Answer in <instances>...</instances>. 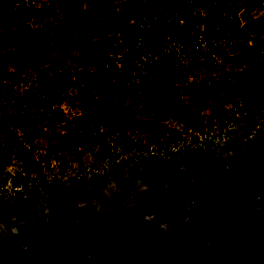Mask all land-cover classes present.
Returning <instances> with one entry per match:
<instances>
[{
  "label": "rangeland",
  "instance_id": "obj_1",
  "mask_svg": "<svg viewBox=\"0 0 264 264\" xmlns=\"http://www.w3.org/2000/svg\"><path fill=\"white\" fill-rule=\"evenodd\" d=\"M27 1L35 11L27 26L32 63L12 97L19 102L28 90L41 96L35 128L25 130L40 166H25L3 147L0 264H264V110L237 114V122L223 128L214 121L206 136L172 118L156 132L132 130L126 142L95 146L91 134L77 153L49 158L59 129L53 117L70 119L80 111L76 92L63 94L62 80L68 69H80L81 46L95 47L101 7L119 0ZM47 11L54 12L48 17ZM263 12V3L243 5L239 17L244 22ZM57 23L67 33L60 44L48 38ZM140 45L139 55L116 50L113 72L120 83L112 87L140 121L150 91L233 80L230 68L219 62V72L208 73L172 40L158 48ZM40 75L44 86L37 89ZM80 94L92 96L85 87ZM213 97L191 105L205 115L220 100L230 108L221 95Z\"/></svg>",
  "mask_w": 264,
  "mask_h": 264
},
{
  "label": "trees",
  "instance_id": "obj_2",
  "mask_svg": "<svg viewBox=\"0 0 264 264\" xmlns=\"http://www.w3.org/2000/svg\"><path fill=\"white\" fill-rule=\"evenodd\" d=\"M48 1L54 6L55 0ZM261 3L264 0H242V4L235 0H119L111 6H102L99 12L102 26L97 31L95 47L81 46V63L80 59L77 63L80 69L73 72L68 69L61 83L64 95L68 96L70 90L76 92L80 111L70 119L53 117L59 129L46 150L47 156L52 158L70 149L77 153L86 146L91 134L95 136L92 137L95 146L108 140L126 142L132 130L156 132L170 118L185 130L206 136L214 121L223 128L226 122H237V114L262 113L264 12L244 22L239 17L243 5L257 7ZM34 12L27 0H0V157L5 147L30 168L40 165L34 143L25 130L35 128L34 107L41 96L28 90L18 102L12 93L32 63L33 41L27 26ZM53 12L47 11L45 15L49 17ZM49 32V42L60 44L67 39L61 23ZM164 40H172L183 52H190L205 64L208 73L230 68L233 80L224 84L214 79L209 86L191 88L172 83L167 88L150 91L144 103L147 117L140 121L122 94L112 89L120 83V77L113 72L114 54L124 47L129 54L139 55L140 44L152 43L158 48ZM219 62L223 64L221 68L217 66ZM53 68L47 67L44 72ZM44 80L40 75L37 89L44 86ZM82 87L90 90L92 96L80 94ZM220 95L230 108L221 100L216 101L218 105L205 115L203 109L191 105L198 99L208 102L213 96L219 100ZM254 95L258 98L253 100ZM204 213L211 214L208 210ZM132 252L138 253L140 249Z\"/></svg>",
  "mask_w": 264,
  "mask_h": 264
}]
</instances>
